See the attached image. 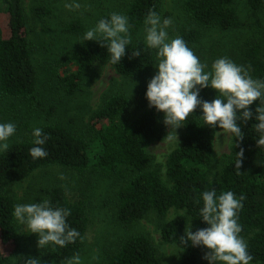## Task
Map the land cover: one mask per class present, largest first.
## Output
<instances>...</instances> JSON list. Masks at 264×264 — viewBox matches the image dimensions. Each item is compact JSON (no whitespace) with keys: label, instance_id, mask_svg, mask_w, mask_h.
<instances>
[{"label":"trees","instance_id":"16d2710c","mask_svg":"<svg viewBox=\"0 0 264 264\" xmlns=\"http://www.w3.org/2000/svg\"><path fill=\"white\" fill-rule=\"evenodd\" d=\"M189 17L188 25L180 30V37L187 46L194 49L201 43L206 29L223 31L241 27V19L235 6L238 0H182ZM164 0H131L125 11L132 29L144 30V20L149 11L157 14ZM251 9H264V0H247ZM52 8L44 6L36 9L39 17H48ZM3 14L7 19L9 34L5 35L0 23V95L3 98L37 100L39 71L34 61L32 42L25 14L24 0H6ZM110 14L101 18H109ZM100 18V19H101ZM99 19V20H100ZM98 20V21H99ZM69 29L82 32L81 21L70 24ZM104 44L102 47L100 44ZM141 48L140 57H132L131 52ZM214 61L217 59L213 57ZM107 42L87 41L77 48L64 66L53 70L55 82L68 96H75L84 90L88 73L96 66L111 64L126 78H140L150 75L157 63V53L146 44L135 43L126 46L125 56L118 64L110 62ZM244 66L251 65L252 77L264 79V40L248 41L242 50ZM208 65L207 70L211 69ZM147 86L137 90V106L145 109L140 116L130 118L127 113L131 98L117 94L108 98L94 118L106 121L95 130L92 138L77 134L61 125L41 127L49 139L43 145L48 155L33 159L29 149L34 147L33 139L13 143L8 151L0 154V264H8L20 247L16 219L13 215L16 202L6 191L23 182L40 168L60 165L87 178L90 171L106 176H117L124 180L117 193V218L125 225H134L147 215L155 212L160 217L176 209L186 214L177 215L161 227L163 241L177 244L180 248L179 264H209L203 259L207 252L204 246L193 247L191 242L185 247L180 242L185 229L192 225V231L207 227L200 216L203 207L202 193L215 189L219 195L232 191L237 198L245 197L239 211L238 223L242 227L240 235L246 239L248 251L253 256L251 262L264 264V146L257 147L259 134L255 131L256 121L242 125L245 133L240 147L244 149V159L240 172L235 169V153L240 147L234 146L230 161L224 166L219 178L212 181L209 174L214 165V139L217 127H209L200 120L195 111L183 122L181 144L169 156L167 162V183L158 170L151 169V158L145 147L164 133V114L148 106ZM211 87L201 89L200 94L212 92ZM258 103V102H257ZM256 102L250 106L254 111ZM55 112V111H54ZM237 143L235 139V144ZM234 144V145H235ZM95 152L93 159L91 153ZM53 206L70 210L67 223L79 232L75 243L61 248L54 244L45 247L49 264H67L74 254H81L89 227V214L83 202L72 201L66 190L55 187L49 192ZM2 244H14L11 255H5ZM108 264H164L153 242L144 235L127 240L119 253Z\"/></svg>","mask_w":264,"mask_h":264},{"label":"rangeland","instance_id":"374dc122","mask_svg":"<svg viewBox=\"0 0 264 264\" xmlns=\"http://www.w3.org/2000/svg\"><path fill=\"white\" fill-rule=\"evenodd\" d=\"M131 0H77L81 8L69 11L65 3L72 0H24L29 39L32 42L34 61L39 71V86L37 100L3 98L0 95V123H15L16 133L7 141L13 143L32 140L35 127L47 125H61L69 130L92 138L95 130L106 121H99L94 115L106 103L107 99L117 94H126L131 98V106L127 113L130 118H136L144 112L137 106V90L140 86H147L156 74L158 60L153 72L145 77L126 78L107 63L96 65L86 77L84 90L75 96H68L55 82L53 70L60 68L63 74L66 69H74V64L64 66L72 53L85 44L84 34L94 27L98 20L113 12L124 14ZM52 8L50 16L44 18L36 15L38 7ZM241 27L236 30L223 31L216 28L203 32L201 43L194 49L195 55L203 64H212L214 56L228 57L238 65H244L242 50L248 41L264 40V9H251L247 0H238L235 4ZM6 0H0V23L5 35L9 34L7 19L3 14ZM161 18H171L173 23L168 28L169 39L180 35L182 27L188 25L189 17L183 8L182 0H164ZM81 21L84 26L82 32L69 29L70 24ZM131 44L145 43V31L139 32L130 28ZM155 50V49H154ZM157 53V50H155ZM218 93L213 89L207 94H199L202 100L211 102ZM55 111V112H54ZM200 120L202 110L198 107ZM164 133L160 139L151 141L145 150L151 158V169L158 170L162 178L169 183L167 176V162L170 154L180 146L182 127L177 129L178 141L164 139L169 128L163 123ZM218 130L217 132H220ZM214 139V165L209 178L215 181L222 169L230 161L234 151L235 138L229 135H218ZM4 151H0V154ZM95 152L91 153L93 159ZM62 177V178H61ZM126 183L117 176H106L101 172L90 171L88 177H82L75 171L60 165H50L35 171L31 177L7 189L17 204H29L49 200V192L58 186L63 187L69 198L74 202H83L89 214V227L86 242L79 255L82 264H108L113 256L121 250L123 244L132 237L147 236L158 250L160 260L164 264H179L180 248L177 244H167L161 234L162 225L186 212L176 209L170 210L165 217L155 212L134 225H125L117 218V193ZM20 247L8 264H15L17 257H39L44 264H49L45 248H38V234L29 233L26 227L16 221ZM244 239V238H243ZM246 241V239H244ZM5 255H11L15 250L14 244H2ZM23 264V260H17ZM250 264H262L250 262Z\"/></svg>","mask_w":264,"mask_h":264},{"label":"clouds","instance_id":"9594fccd","mask_svg":"<svg viewBox=\"0 0 264 264\" xmlns=\"http://www.w3.org/2000/svg\"><path fill=\"white\" fill-rule=\"evenodd\" d=\"M69 11L82 6L77 0L65 3ZM173 21L161 18L155 11H149L144 20L145 43L148 48L157 50L158 71L147 85L146 99L150 108L154 107L164 114L163 123L169 128L168 141H178L177 129L199 107L204 123L209 127H219L218 135H231L236 139L234 145L240 147L245 133L242 125L255 120L257 147L264 146V79L253 78L251 65H238L228 57L217 58L207 70L208 65L200 62L193 50L180 36L169 39L168 28ZM131 25L129 18L113 12L109 18H101L94 27L83 36V41H106L110 62L118 64L126 53V46L131 43ZM100 44V43H99ZM104 47V44H100ZM141 48L131 52L132 57H140ZM211 87L218 95L211 101L199 98L201 89ZM256 102L253 110L250 106ZM258 102V103H257ZM15 123H0V151H8L11 136L16 133ZM34 147L29 149L33 159L45 158L48 153L43 145L49 139L43 129L35 127L32 131ZM235 169L240 172L243 164L244 149L235 153ZM62 178V177H61ZM245 197L239 198L232 191L219 195L213 188L202 193L203 207L200 216L207 227L192 231V225L185 229L180 242L185 247L204 246L207 252L203 259L209 264H250L253 256L248 251V244L240 235L241 225L238 213L243 207ZM70 210L53 206L44 199L40 202L17 204L13 215L29 233L38 234V248L54 244L61 248L75 243L79 232L67 223ZM23 264H44L39 257H17ZM67 264H82L79 254L67 260Z\"/></svg>","mask_w":264,"mask_h":264}]
</instances>
